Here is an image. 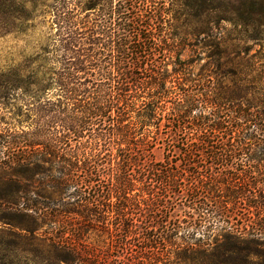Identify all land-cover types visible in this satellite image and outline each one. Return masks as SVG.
Segmentation results:
<instances>
[{"label": "trees", "instance_id": "trees-1", "mask_svg": "<svg viewBox=\"0 0 264 264\" xmlns=\"http://www.w3.org/2000/svg\"><path fill=\"white\" fill-rule=\"evenodd\" d=\"M88 1L80 13L56 0L47 48L0 69V264H264V185L251 181L264 166L241 164L264 159V64L245 48H264V0H181L215 49L195 79L186 40L158 30L160 0ZM36 5L0 0V28L25 33ZM224 23L248 64L233 72L237 97L223 85ZM166 103L179 153L155 164L147 127Z\"/></svg>", "mask_w": 264, "mask_h": 264}, {"label": "rangeland", "instance_id": "rangeland-1", "mask_svg": "<svg viewBox=\"0 0 264 264\" xmlns=\"http://www.w3.org/2000/svg\"><path fill=\"white\" fill-rule=\"evenodd\" d=\"M20 1V0H18ZM37 5L34 13V20L31 21V25L33 27L31 29L28 28V30L25 33H22L21 30L18 32H15L13 34H6V31H4V28H0V69L4 68L5 65V59L6 57H9L11 55L13 56H19L20 54H34L38 51H41L42 49L47 48V42L50 38L51 31L52 34L55 33L54 30L51 29V13L49 11V6L52 5L56 0H36ZM60 1V0H58ZM66 3H70L71 5H74L77 9V11L80 12V9L85 6L86 3H88V0H64ZM236 0H226L224 1L225 4L227 3H235ZM116 2V1H115ZM19 3V2H17ZM181 0H160L159 7L163 12L168 11L165 13L164 21L162 24H159V31L164 30V34H166L167 38L170 37L167 34L173 33V34H180L182 38H184L188 44V46H185L182 50V60L191 61L192 67H191V73L190 76L195 79L199 78L198 75H200L202 72L205 71V66H207V62L211 60L212 54L214 53L215 49L212 46H205L208 39L204 38V35L197 36L194 31V29L199 25L197 23H194V19L190 18L189 21H186L185 18L180 16L179 13V6H180ZM87 12H83L82 16H84ZM81 13V12H80ZM200 27V26H199ZM240 29H235L232 27L230 23H224L221 25L219 29L220 36L224 37L225 39H230V41L227 42L228 46V53L222 59H220V62L224 65V69L228 71V76L224 78L223 85L231 86V89L229 90L228 94L232 95L233 97L238 96V92L236 91L235 87H233V83L236 82L239 79L237 76H234V73H237L239 69L243 68L245 65H248L246 63V60H241L240 57H237L238 49L236 48L238 37H240L239 34ZM169 39V38H168ZM177 41V40H176ZM247 53L249 54L247 59L252 60V62H255V65L264 64L262 61V57H264V48H261L259 46L254 45L253 42H248L246 44ZM49 51H51V48H49ZM256 56V57H255ZM213 59V58H212ZM174 60V58H173ZM172 60V61H173ZM209 66V65H208ZM173 68V65L171 64L169 66V69L171 70ZM204 70V71H202ZM187 78L188 77L187 75ZM216 81V80H215ZM205 85H208V83H205ZM168 87L173 86L171 84H167ZM174 89L177 93L182 94V91L180 90V86L178 84H174ZM232 93V94H231ZM53 93L49 95V97L52 96ZM53 97V96H52ZM252 97V96H250ZM168 101L169 99H165ZM171 103H166L165 108L163 109V112H159L158 118L161 120L159 121L158 125L147 127L148 130L156 131L159 130V134L156 137V141L151 145L150 147V153L151 158L150 160L153 161V163H163L167 159L170 160L171 155L178 154V149H171V144L175 140L178 141V137L175 136L177 134V130L173 127V125L168 122V119L170 117V112L172 108ZM158 122V121H156ZM140 126V125H137ZM157 127V128H156ZM145 130H142L137 128V135H142ZM192 132V131H191ZM139 137V136H138ZM176 137V138H175ZM171 150H173V153L171 154ZM256 157H262L264 158V154L262 153H255ZM247 157V155H245ZM246 158L243 162H241L242 165H249L252 164L254 166L259 167V165L264 166V159L262 161H258L255 163H248L246 162ZM181 162H176V165H179ZM260 171V168H258ZM257 171V170H256ZM251 181L253 183V187L256 189L263 187L264 185V177L258 176L253 174ZM255 194V193H254ZM258 193H256L257 195ZM184 208L183 206H179L175 209V213L177 214V218H179L181 221L184 219L185 221L189 219V212L190 210ZM186 211V213H185ZM247 212L245 210H240V212L237 214L238 218H245ZM248 217L252 218V221L259 219L260 217H257L256 214H252ZM245 220V219H244ZM243 220V221H244ZM173 264H188V262H185L181 256L177 255L172 258L171 261Z\"/></svg>", "mask_w": 264, "mask_h": 264}]
</instances>
